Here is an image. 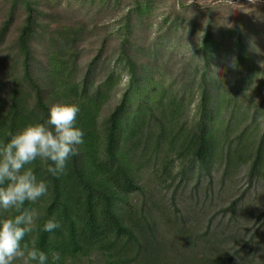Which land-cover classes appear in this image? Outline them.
<instances>
[{"label": "trees", "instance_id": "1", "mask_svg": "<svg viewBox=\"0 0 264 264\" xmlns=\"http://www.w3.org/2000/svg\"><path fill=\"white\" fill-rule=\"evenodd\" d=\"M63 3L0 0V144L45 122L55 104L78 105L76 127L84 131L66 175L53 177L50 161L30 166L49 194L25 203L38 219L24 242L48 254L49 264L53 252L61 254L57 264H250L264 233L247 236L243 228L257 204L238 208L247 190L205 225L201 219L220 205H212L223 194L213 178L230 190L239 175L248 188L264 186V35L237 21L221 30L208 19L190 61L175 68L186 8L148 25L155 0H76L113 13L110 28L88 29L64 21ZM202 182L212 206L200 204ZM188 207L200 214L191 217ZM52 216L62 227L43 231ZM218 227L229 233L223 248L211 239Z\"/></svg>", "mask_w": 264, "mask_h": 264}, {"label": "clouds", "instance_id": "2", "mask_svg": "<svg viewBox=\"0 0 264 264\" xmlns=\"http://www.w3.org/2000/svg\"><path fill=\"white\" fill-rule=\"evenodd\" d=\"M80 107L76 104H55L48 110L43 123L27 125L21 131L9 133L0 144V212L15 213L0 218V264H49V256L30 245L25 237L33 231L38 214L25 208L49 194V185L38 181L30 167L37 159L51 162L47 171L59 178L66 175L71 157L79 155L84 143V131L76 127ZM62 225L55 216L43 224V231L53 232ZM61 259L59 252L51 254L52 264Z\"/></svg>", "mask_w": 264, "mask_h": 264}, {"label": "rangeland", "instance_id": "3", "mask_svg": "<svg viewBox=\"0 0 264 264\" xmlns=\"http://www.w3.org/2000/svg\"><path fill=\"white\" fill-rule=\"evenodd\" d=\"M63 1V6L59 9V11L62 10L64 21L68 23H76L83 21L87 24L88 29H91L93 24H97L99 27L102 26V28H110L109 23L112 17H114L110 9H106L105 7H93V9L89 8V10H86V6L80 8L78 5H75L74 2L76 0ZM125 3L126 2L124 1V4ZM184 8L187 9V11L184 12V15L188 22V29H186L184 31V34L181 35V42L183 44L180 42L179 44H181V46H177L174 53L171 54V63L173 66H175V68H178L181 64H184L186 61H190L189 59L192 55V47H194L199 41L200 35L202 34L206 21L208 19H212L217 28L221 30H228L229 27H231L232 24L237 21L238 25L241 28H245L247 31L256 30L262 35H264V0H155L154 9L152 10L151 17L147 24L149 25L151 23H156L157 21H159V17H162L167 13L182 11L184 10ZM14 31L15 28L12 31V35L14 34ZM144 31L145 30H143V32ZM100 32H102V30L99 28L93 35L90 36L92 37L91 40H89L90 42L88 41L90 44L88 42L85 44L88 46V49H91V47H93V43H96L97 45L96 40ZM147 34H152V31H145L141 35L142 37H144ZM229 43L230 41L226 39V47ZM260 55L261 56H259V60L262 58L264 60V47L261 49ZM227 184L228 183L226 182V187L221 188L219 187L218 178H213V187L216 189L217 192L221 191L223 193L221 197L216 196L217 194H215L213 204L211 203L212 200L210 201L209 197L208 199L203 201L202 187L206 185V182H202V184L199 186V199L201 205L202 203H204V205L212 204L216 206V202L220 204L217 207H213V211L211 210V212L207 216L201 219V222H204L202 225L206 224V220L209 219V217L212 216L214 212H216L218 209H224L226 206H228L230 202H232V200L240 198L243 193L247 190L246 195L239 201L238 208L243 209L246 203H248V201H251L253 203L256 202L257 204L256 207L252 209L253 212L251 214V219L243 228L246 232L249 231L247 233V236H251V234H253L255 230H257L261 236L264 233V186H261L259 184L257 188H248L247 179L245 178V176L243 177L242 175H239V177L236 179L235 186L231 187L232 190L227 188ZM192 186L193 183L190 184V187ZM190 187L183 195L184 197L189 195ZM222 199L224 200L222 201ZM178 206L180 208L182 207V203L180 201L178 202ZM246 206L249 207V204H247ZM186 213L189 214L191 217H195L200 214V210L195 207H188ZM257 215H261L262 217L256 219L255 216ZM229 216V213H226L225 217L219 214L217 215V218H215L214 223L218 222V220H220L221 218H223L222 221H226L229 219ZM220 230L221 232L218 231V235L216 237H211V239L219 238L217 246L223 248V245L226 244H223L222 239L229 233L222 232V229ZM212 244L214 245L215 242H212ZM241 245L242 244H239L238 247L235 246V249H238L239 247H241ZM250 246L251 245L248 244L240 255H246L247 249ZM239 262H242V260H240ZM250 264H264V246H262L257 255L254 257V260L251 261Z\"/></svg>", "mask_w": 264, "mask_h": 264}]
</instances>
